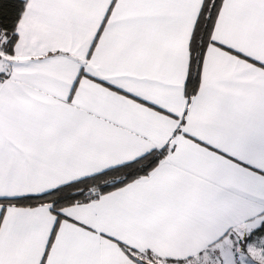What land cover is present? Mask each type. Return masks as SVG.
Masks as SVG:
<instances>
[{
  "label": "snow or ice",
  "instance_id": "obj_1",
  "mask_svg": "<svg viewBox=\"0 0 264 264\" xmlns=\"http://www.w3.org/2000/svg\"><path fill=\"white\" fill-rule=\"evenodd\" d=\"M0 264H264V0H0Z\"/></svg>",
  "mask_w": 264,
  "mask_h": 264
}]
</instances>
